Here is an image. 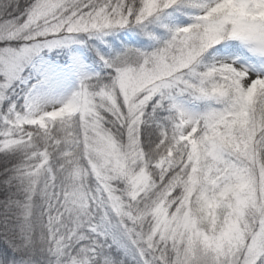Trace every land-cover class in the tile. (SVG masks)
I'll return each mask as SVG.
<instances>
[{
	"label": "snow or ice",
	"instance_id": "1",
	"mask_svg": "<svg viewBox=\"0 0 264 264\" xmlns=\"http://www.w3.org/2000/svg\"><path fill=\"white\" fill-rule=\"evenodd\" d=\"M9 7L19 11V0H0V17H10L0 19V44L4 45L0 47V152L18 149L23 158L4 181L6 188L22 186L25 178L51 166L58 153L79 146L80 135L73 121L80 118V133H87L92 115L88 84L102 79L81 74L66 99L49 101L59 84L53 74L36 67L34 58L44 50L74 42L77 34L92 37L140 26L168 9L180 15L190 13L183 26L167 27V39L157 41L152 51L126 48L114 57L100 59L115 83L135 88L151 82L150 68L158 60L190 56L191 71L184 70L187 74L165 76L151 83L139 103L132 102L135 93L124 96L130 113L128 123L137 133L146 124L154 125L166 143L178 142L186 127L208 131L198 142L189 145L184 141L183 146L193 163L199 166L207 161L209 165L208 180L216 183L205 190L206 197L211 199L219 192L229 197L237 213L248 209L256 212L251 242L235 258V264H264V0H140L138 8L132 0H32L15 16L7 12ZM44 21L49 23L45 25ZM53 35L61 38L53 39ZM230 41L238 42L260 71L253 75L255 65L239 55L213 57L212 62L202 63L206 55H211L209 50L233 51L236 45ZM130 57L138 58V62L130 63ZM26 72L39 77L31 86ZM21 85L23 102L18 103L17 89ZM44 102L58 106L54 115L43 112ZM149 106L151 113L147 112ZM159 112L168 115L161 120L156 115ZM244 121H249L257 133L240 157L250 168L237 167L239 161L222 162L220 141L212 138L241 127ZM3 203L8 208L11 197ZM88 231L85 240L50 228L40 249L48 257L42 264H159L153 248L124 224H92ZM221 251L218 242L191 229L186 246L177 251L176 264L218 261ZM36 255L29 231L18 227L0 230V264H37L33 259Z\"/></svg>",
	"mask_w": 264,
	"mask_h": 264
},
{
	"label": "clouds",
	"instance_id": "2",
	"mask_svg": "<svg viewBox=\"0 0 264 264\" xmlns=\"http://www.w3.org/2000/svg\"><path fill=\"white\" fill-rule=\"evenodd\" d=\"M132 4L138 8L140 0H132ZM129 62L135 64L138 58L130 57ZM190 64L188 55L158 60L150 68L151 82L135 88H122L110 77L89 82L92 115L87 133H80V118L73 121L79 146L58 153L51 166L25 178L14 194L22 199L7 209L17 227L31 233L34 245L44 246L50 228L86 240L90 225L111 222L138 233L153 248L159 264H176L177 251H182L195 229L196 234L218 242L222 250L218 261L206 264H235L251 242L257 216L253 209L237 213L229 197L219 192L211 199L206 197L205 190L216 183L208 180L209 165L207 161L199 166L193 163L183 142L192 145L208 131L186 127L178 142L166 143L159 135L153 141L142 139V132L137 133L128 123L126 94L135 93L132 102L139 103L151 83L187 74L184 70L190 72ZM242 86L247 87L243 82ZM57 109L53 104L43 112L54 115ZM255 135L250 122L244 121L241 127L212 138L220 141L222 162L239 161L237 167L250 168L240 157Z\"/></svg>",
	"mask_w": 264,
	"mask_h": 264
},
{
	"label": "trees",
	"instance_id": "3",
	"mask_svg": "<svg viewBox=\"0 0 264 264\" xmlns=\"http://www.w3.org/2000/svg\"><path fill=\"white\" fill-rule=\"evenodd\" d=\"M32 3V0H19V11H13L12 7L7 9V12L12 13L13 16L19 15L25 8ZM189 13L180 15L173 9H168L162 14H155L150 17L148 21H145L143 25H133L131 27H124L113 29L112 33H97L92 37L84 36L83 48L88 55V59L92 63L103 65L100 57L105 59L114 57L123 52L126 48H135L140 51H152L157 46V41H163L167 39V27H172L179 20L189 19ZM10 17H0V19H9ZM150 37H155L152 39ZM228 43L235 44L236 48L233 51H227L233 56H242L248 60L251 64L252 61L247 53L240 48L238 43L230 41ZM0 46H4L0 44ZM221 47L220 45L216 46ZM210 53L212 50H209ZM204 63H210L211 55H206ZM104 68V67H103ZM105 69V68H104ZM108 71L107 69H105ZM148 112V111H147ZM150 113V112H148ZM159 119H163V115L156 114ZM142 139L153 141L157 138L158 133L155 130L154 125L146 124L142 126ZM22 153L18 149H14L8 152H0V230L5 227L14 228L17 224L14 219L11 218L8 208L12 207L15 202H18L22 197L14 195L17 192V187L6 188L4 181L12 175V170L22 160ZM11 197V204L8 208L5 207L4 201H8ZM33 238V237H32ZM37 255L33 257L37 261V264H42V261L47 260L46 252H41V245H35ZM79 247V245H77ZM127 264V262H126Z\"/></svg>",
	"mask_w": 264,
	"mask_h": 264
},
{
	"label": "rangeland",
	"instance_id": "4",
	"mask_svg": "<svg viewBox=\"0 0 264 264\" xmlns=\"http://www.w3.org/2000/svg\"><path fill=\"white\" fill-rule=\"evenodd\" d=\"M188 15H190V13ZM188 20L189 19L179 20L175 23L174 26H183L184 24L188 22ZM107 32L112 33L113 31H106V32H100V33H107ZM84 36H86V34H77L76 36L73 37L74 42L72 43L61 45L51 50H44L40 54L39 57L34 58V61H33L34 64L36 65L37 68L41 70H47L48 72L54 75V72L56 69L63 68L68 63V60L71 59V72H69L68 75H66L64 78L59 79V81L57 82L62 81V82L67 83L71 80V78L75 76H80L81 74H87V75H92V76L99 75L102 79H107L108 71H106L103 68L104 66L102 65L100 66L97 63L96 64L92 63L88 59V55L86 54L83 48V45H84L83 37ZM0 47H3V46H0ZM76 49H80L81 53L80 51H77ZM82 56H84L85 59ZM224 56L233 57V55L230 54L229 52H216L212 50L211 61L213 57L219 58V57H224ZM250 59L252 61V64L255 65V68L253 69V72H252V74L255 75L257 71H260V67L253 58L250 57ZM25 76L28 77L27 83L29 86L35 83V80L39 78L35 76L32 72H26ZM23 87L24 86L21 85L20 88L17 89V96L19 97L17 101L18 103L23 102ZM58 89L59 90H57L56 92L57 94H59L57 99H66L72 92V91L70 92L69 90L70 88L68 86L67 88L63 87L61 89L60 88ZM13 99H17V97H13ZM48 100H53V98L49 97ZM147 111L151 113L152 111L151 106H149ZM160 113L163 115L164 118L168 115L166 112H159V114Z\"/></svg>",
	"mask_w": 264,
	"mask_h": 264
},
{
	"label": "bare ground",
	"instance_id": "5",
	"mask_svg": "<svg viewBox=\"0 0 264 264\" xmlns=\"http://www.w3.org/2000/svg\"><path fill=\"white\" fill-rule=\"evenodd\" d=\"M77 51H80V53H81V50L80 49H76ZM84 59H85V57L84 56H82ZM69 72H71V59H69L68 60V63L63 67V68H60V69H56L55 70V72H54V76L56 77L55 79H56V81H59V79H61V78H64L66 75H68V73ZM78 78H79V76H75V77H73V78H71V80L69 81V82H67V83H65V82H57L58 84H59V88L61 89V88H63V87H65V88H67V86L70 88V87H72L73 85H75L76 86V84H77V82H78ZM71 89V88H70ZM69 89V90H70ZM59 90V89H58ZM71 94V93H70ZM59 96V94H54L53 96H51L52 98H53V100H57V97ZM62 96V95H61ZM63 97V96H62ZM49 101H51V100H49ZM51 105H53V103L52 102H44V103H42V107L43 108H46V107H49V106H51Z\"/></svg>",
	"mask_w": 264,
	"mask_h": 264
}]
</instances>
